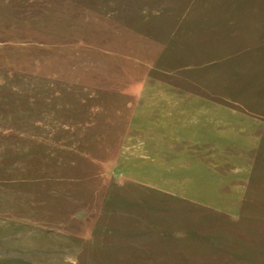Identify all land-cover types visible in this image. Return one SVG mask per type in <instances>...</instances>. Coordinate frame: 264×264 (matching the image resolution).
<instances>
[{"label":"rangeland","instance_id":"obj_1","mask_svg":"<svg viewBox=\"0 0 264 264\" xmlns=\"http://www.w3.org/2000/svg\"><path fill=\"white\" fill-rule=\"evenodd\" d=\"M0 264H264V0H0Z\"/></svg>","mask_w":264,"mask_h":264}]
</instances>
